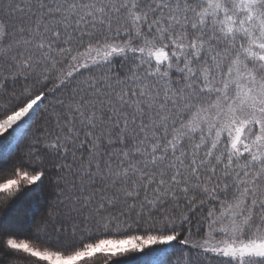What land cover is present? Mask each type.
Listing matches in <instances>:
<instances>
[{
  "label": "snow or ice",
  "instance_id": "obj_1",
  "mask_svg": "<svg viewBox=\"0 0 264 264\" xmlns=\"http://www.w3.org/2000/svg\"><path fill=\"white\" fill-rule=\"evenodd\" d=\"M264 264V0H0V264Z\"/></svg>",
  "mask_w": 264,
  "mask_h": 264
},
{
  "label": "rangeland",
  "instance_id": "obj_2",
  "mask_svg": "<svg viewBox=\"0 0 264 264\" xmlns=\"http://www.w3.org/2000/svg\"><path fill=\"white\" fill-rule=\"evenodd\" d=\"M97 264H100V262H99V257L97 258Z\"/></svg>",
  "mask_w": 264,
  "mask_h": 264
}]
</instances>
